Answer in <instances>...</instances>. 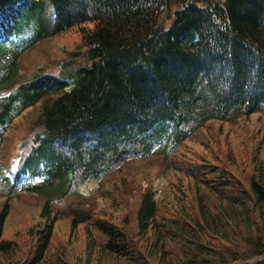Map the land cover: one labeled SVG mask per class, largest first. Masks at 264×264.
I'll list each match as a JSON object with an SVG mask.
<instances>
[{"label": "trees", "instance_id": "obj_1", "mask_svg": "<svg viewBox=\"0 0 264 264\" xmlns=\"http://www.w3.org/2000/svg\"><path fill=\"white\" fill-rule=\"evenodd\" d=\"M75 27L87 62L71 53L0 91V143L12 119L39 102L14 178L0 173L11 190L21 185L46 197L45 222L30 231L24 264L65 261V246L54 245L52 193L155 145L176 156L207 121L264 111V0H0V88L14 79L25 48ZM257 153L248 171L231 169V151L224 162L178 167L191 180V203L183 198L158 218L145 191L134 234L70 208L72 229L84 223L100 231L95 243L87 234L95 251L82 264H264V156ZM9 208L5 201L0 209V254L14 261L2 237Z\"/></svg>", "mask_w": 264, "mask_h": 264}, {"label": "rangeland", "instance_id": "obj_2", "mask_svg": "<svg viewBox=\"0 0 264 264\" xmlns=\"http://www.w3.org/2000/svg\"><path fill=\"white\" fill-rule=\"evenodd\" d=\"M80 34V29L75 27L41 40L23 51L19 59L18 80L27 78L28 72L41 64L53 65L57 59L70 57L71 53H77V62H87L84 58L87 46L82 43ZM6 64L7 62L4 63ZM4 69L5 66L2 71ZM38 107L39 102L25 109L13 119L3 134L6 139L8 137V141L0 151L1 164L8 166V160L16 159L21 153L19 143L26 141V130L29 129L31 119L38 113ZM228 151L233 153L235 159L230 163L233 170L235 167H244L248 171L250 156L255 152H258L259 158H263L264 112L240 116L233 121L210 120L184 143L176 156L174 149L165 143L155 145L148 152L127 157L124 161L111 165L106 173L88 178L73 187L64 197L66 201L63 203L62 199L61 203L55 205L62 214L58 213L59 217L54 223V245L61 244L59 249L65 246L60 252H66L62 254L65 260L63 264H82L84 253L88 255L95 251L91 249V244H88L87 234L94 243L100 238V231L92 224L87 226L81 223L75 229L71 228V217L66 212L69 204H80L93 216L109 219L134 234L140 198L145 191L150 190L154 195L158 205L157 217H169L173 213V207H178L183 198H186L185 202L189 204L193 198L191 187L188 186L191 180L184 178V173H180L178 167L184 169L187 163L216 157H220V161L224 162ZM5 192L7 189L0 185V193ZM6 198L10 208L2 237L12 245L11 256L15 260L6 261V254H0V264H24L26 262H21L30 259L33 249L30 231L35 232L45 222L41 214L44 197L16 189L15 192L0 196V209ZM109 264L125 262L119 260Z\"/></svg>", "mask_w": 264, "mask_h": 264}]
</instances>
